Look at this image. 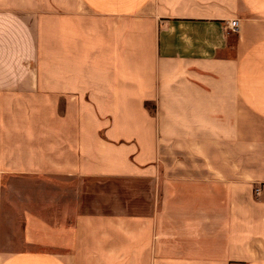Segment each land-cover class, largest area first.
<instances>
[{"label":"crops","instance_id":"1","mask_svg":"<svg viewBox=\"0 0 264 264\" xmlns=\"http://www.w3.org/2000/svg\"><path fill=\"white\" fill-rule=\"evenodd\" d=\"M0 264H264V0H0Z\"/></svg>","mask_w":264,"mask_h":264},{"label":"built area","instance_id":"2","mask_svg":"<svg viewBox=\"0 0 264 264\" xmlns=\"http://www.w3.org/2000/svg\"><path fill=\"white\" fill-rule=\"evenodd\" d=\"M239 26H240L239 21L238 20H234V21L229 23L228 28H229L230 31L237 32L238 29H239Z\"/></svg>","mask_w":264,"mask_h":264}]
</instances>
